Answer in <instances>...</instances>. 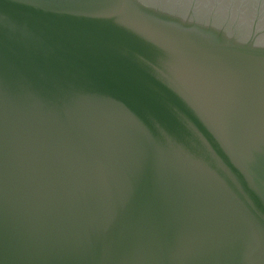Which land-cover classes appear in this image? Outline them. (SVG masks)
Wrapping results in <instances>:
<instances>
[{"label":"water","instance_id":"water-1","mask_svg":"<svg viewBox=\"0 0 264 264\" xmlns=\"http://www.w3.org/2000/svg\"><path fill=\"white\" fill-rule=\"evenodd\" d=\"M0 264H264V0H0Z\"/></svg>","mask_w":264,"mask_h":264}]
</instances>
